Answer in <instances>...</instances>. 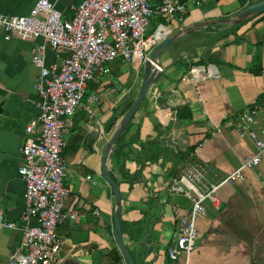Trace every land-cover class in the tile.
<instances>
[{"label": "crops", "instance_id": "obj_1", "mask_svg": "<svg viewBox=\"0 0 264 264\" xmlns=\"http://www.w3.org/2000/svg\"><path fill=\"white\" fill-rule=\"evenodd\" d=\"M34 1L0 0V13L27 14ZM49 1L66 18L80 2ZM255 1L187 0L181 21L159 18L169 35L182 32L158 54L159 75L107 160L120 197L122 240L139 257L141 248L150 246L139 264H167L164 250L177 217L189 209L187 199L166 191L169 175L195 162L208 180L217 181L254 150L252 139L240 135L235 124L243 110L264 101V10L238 24L209 22ZM186 28L191 30L183 32ZM39 41L0 36V217L10 224L0 227V264L19 244L23 229L35 224L22 216L25 184L16 170L25 125L37 116L38 68L30 50ZM44 57L45 64L58 60L51 50ZM105 69L86 84L64 128V203L77 202L79 208L76 220L56 226V254L49 264H125L113 235V194L99 164L102 146L135 97L143 70L139 60H113ZM91 95L97 102L89 101ZM255 119L252 130L258 133L264 120L259 113ZM215 197L217 205L205 200V214L195 222L189 264H264V157L220 185Z\"/></svg>", "mask_w": 264, "mask_h": 264}, {"label": "built area", "instance_id": "obj_2", "mask_svg": "<svg viewBox=\"0 0 264 264\" xmlns=\"http://www.w3.org/2000/svg\"><path fill=\"white\" fill-rule=\"evenodd\" d=\"M187 4V0H80L71 6L73 14L66 18L49 0H35L27 14L0 13L3 39L40 40L30 50L31 63L38 68L34 83L37 116L25 125L20 146L22 163L16 170L25 184L22 216L34 218L35 224L23 229L19 244L4 264H49L54 259L56 226L78 216L77 202L69 207L64 203L68 190L63 185L61 152L65 142L61 135L80 104L86 84L94 79L95 72H104L108 62L146 59L150 49L170 32L159 22L153 32L143 36L149 20L181 21ZM47 50L58 60L45 64ZM88 99L98 100L96 95ZM84 107L92 114L88 105ZM257 113L264 120V101L238 116L235 128L252 139L254 150L223 178L208 180L195 162L168 176L166 191L187 199L189 209L177 217L176 232L164 250L167 264H189L195 247V222L205 214L203 202L208 200L216 206L215 192L220 185L240 178L243 168L256 166L264 157V129L258 133L252 130ZM92 213L98 214L96 209ZM3 226L10 224L0 217Z\"/></svg>", "mask_w": 264, "mask_h": 264}, {"label": "water", "instance_id": "obj_3", "mask_svg": "<svg viewBox=\"0 0 264 264\" xmlns=\"http://www.w3.org/2000/svg\"><path fill=\"white\" fill-rule=\"evenodd\" d=\"M263 10H264V0H258L252 3H248L243 8L237 10L231 17L216 18V19L210 20L209 23L213 24L217 22H225V23L238 24L262 12ZM205 22L207 23V21ZM197 27L198 26H196L195 28ZM190 30H191L190 28H186V29H183V32L190 31ZM181 32L182 30H178L173 35L166 36L165 38L157 42L150 49V51L147 54L146 59L142 61L143 73H142V78H141L137 93L135 97L133 98L132 102L130 103V105L128 106V108L124 111V113L119 118L116 128L111 133L109 138L104 142L102 149H101L100 164H99L100 174L102 178L105 180L106 184L111 189L112 194H113V203H114V209L112 213L113 235H114V239H115L118 251L121 257L123 258L125 264H139V262H143L145 258L144 257L145 253L147 254L150 251V246L149 247L143 246L141 248L143 254L140 257L137 256V254H134L133 251L129 252L127 250L122 240L121 229H120V224H119L120 197H119L118 187L108 173L107 160L110 157V154L115 150V143L120 133L123 131L130 117L133 115V113L138 108L148 85L154 79H156L159 75V70H158L159 64L157 60L158 54L163 48H165L170 42H172L175 37L179 36ZM1 110H2V101H0V114H1ZM91 143L92 141L90 142V140H87L88 145H90ZM146 241L148 243L150 242L148 239ZM61 264H64V262H62Z\"/></svg>", "mask_w": 264, "mask_h": 264}, {"label": "rangeland", "instance_id": "obj_4", "mask_svg": "<svg viewBox=\"0 0 264 264\" xmlns=\"http://www.w3.org/2000/svg\"><path fill=\"white\" fill-rule=\"evenodd\" d=\"M159 22H161V19H159L158 17H153V18H151V19L149 20L148 25H147L146 28H145V31L143 32V36H147V35H149L151 32H153V30H154V28H155V25H156L157 23H159ZM108 63H109V62H108ZM63 132H64V129H63V131H62V135H61L62 139L64 138V137H63ZM63 140H64V139H63Z\"/></svg>", "mask_w": 264, "mask_h": 264}]
</instances>
